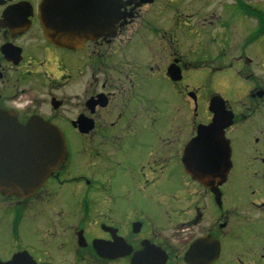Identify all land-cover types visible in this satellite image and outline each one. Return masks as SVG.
I'll use <instances>...</instances> for the list:
<instances>
[{
	"label": "flooded vegetation",
	"instance_id": "flooded-vegetation-1",
	"mask_svg": "<svg viewBox=\"0 0 264 264\" xmlns=\"http://www.w3.org/2000/svg\"><path fill=\"white\" fill-rule=\"evenodd\" d=\"M0 115V187L32 122L67 150L0 188V264H264V0H0Z\"/></svg>",
	"mask_w": 264,
	"mask_h": 264
},
{
	"label": "water",
	"instance_id": "water-1",
	"mask_svg": "<svg viewBox=\"0 0 264 264\" xmlns=\"http://www.w3.org/2000/svg\"><path fill=\"white\" fill-rule=\"evenodd\" d=\"M218 101V105H221V107H223L224 102L222 99L215 98L213 100L211 109L216 112L214 123L210 126H205L200 130L198 140L208 141L207 145L211 144V141H213V145H215V140H218L219 154H229L230 150H228L229 147L224 142L225 136L223 132V126L227 124L226 121L228 118L227 114H224V112L220 113L216 111L215 104ZM2 117L3 116L0 115V121L3 120ZM22 129L25 130L26 128ZM27 129L28 131L32 132H28V134L24 136V139H26L28 142L27 154L29 156L27 174L22 175L23 179H27L23 180L24 188L37 187L38 185H40L42 183L40 178H44L48 171H51V169L55 165L62 161L63 154L67 152L65 140L55 133V128L51 124L41 121L32 122V124H30ZM217 130L220 131L219 135L214 134V131ZM37 141L39 142L37 143ZM192 145L196 146V142H194ZM203 145H206V143H204ZM37 155L39 156V158L37 157ZM31 156L37 158L32 159ZM36 161L38 165V172L37 170L32 171V165H30L31 163L36 164ZM191 170L193 172H196L197 169L194 165H192ZM36 172L37 174H34ZM3 180L6 181V183H4L0 187L2 190H7V188H23V186L17 185L15 184V182L7 180L6 178H3Z\"/></svg>",
	"mask_w": 264,
	"mask_h": 264
},
{
	"label": "rangeland",
	"instance_id": "rangeland-1",
	"mask_svg": "<svg viewBox=\"0 0 264 264\" xmlns=\"http://www.w3.org/2000/svg\"><path fill=\"white\" fill-rule=\"evenodd\" d=\"M227 76H230L229 74H225ZM204 83H206V86H205V90H204V93H205V96L208 95L209 93L213 92V91H222L224 96L230 100L231 102L237 97V94L236 92H229V93H226L225 90H226V87H222V85H215V84H209L206 77L204 79Z\"/></svg>",
	"mask_w": 264,
	"mask_h": 264
}]
</instances>
